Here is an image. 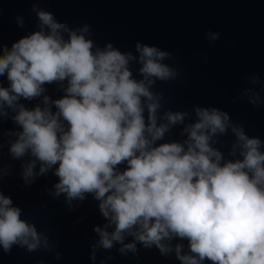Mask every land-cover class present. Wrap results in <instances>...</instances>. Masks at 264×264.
<instances>
[{
	"label": "clouds",
	"instance_id": "9594fccd",
	"mask_svg": "<svg viewBox=\"0 0 264 264\" xmlns=\"http://www.w3.org/2000/svg\"><path fill=\"white\" fill-rule=\"evenodd\" d=\"M31 2L34 31L8 46L0 27V253L18 247L62 259L47 231L3 191L14 175L3 162L7 147L23 187L51 175L45 192L70 211L89 197L96 202L104 222L93 227V264L113 249L138 259L141 248L179 264H264V139L220 107H166L158 82L182 77L172 52L142 41L134 51L101 47L91 24L72 27L41 8L44 0ZM15 19L26 27L24 16ZM205 37L213 43L221 33ZM246 81L233 103L261 109L264 80L253 73ZM177 128L179 140L171 138Z\"/></svg>",
	"mask_w": 264,
	"mask_h": 264
},
{
	"label": "water",
	"instance_id": "95a60500",
	"mask_svg": "<svg viewBox=\"0 0 264 264\" xmlns=\"http://www.w3.org/2000/svg\"><path fill=\"white\" fill-rule=\"evenodd\" d=\"M41 8L53 12L61 22L76 27L91 24L93 37L101 47L113 43L121 51H134L137 41L156 45L175 56L182 77L168 84L158 82L173 110H191L193 106L220 107L229 112L234 122L243 123L249 135L264 139V107L254 109L244 100H233L248 86L246 77L259 74L264 80V0H44ZM3 42L8 46L36 28L31 12V0H0ZM26 18L20 29L16 16ZM220 32L221 38L210 43L205 32ZM208 57L207 63L203 57ZM7 86L6 78L4 80ZM49 94L59 98L61 93L49 86ZM27 103V102H25ZM30 104L29 106H33ZM5 122V130L12 128ZM180 128L173 130L172 139H182ZM233 138L222 137V150ZM4 164L12 163L14 175L5 177L3 191L25 210L23 218L35 222L40 231H47L61 260L44 252L27 253L14 247L11 255L0 253V264H93L90 244L96 239L93 227L103 219L91 197L76 211H70L64 198L53 200L45 192L55 177L37 180L23 187L19 176L20 162L12 161L4 148ZM77 220L81 222L76 223ZM114 259L107 264H179L162 257L156 249H140L137 259L129 254L121 257L115 249L101 252L95 264L105 256Z\"/></svg>",
	"mask_w": 264,
	"mask_h": 264
}]
</instances>
